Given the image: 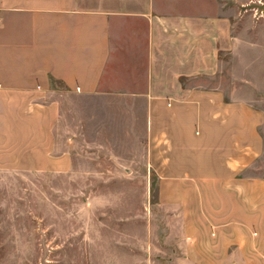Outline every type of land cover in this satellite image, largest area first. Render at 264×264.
Returning a JSON list of instances; mask_svg holds the SVG:
<instances>
[{
  "label": "crops",
  "instance_id": "crops-1",
  "mask_svg": "<svg viewBox=\"0 0 264 264\" xmlns=\"http://www.w3.org/2000/svg\"><path fill=\"white\" fill-rule=\"evenodd\" d=\"M234 24L213 0H0V171L69 175L114 124L193 264H264V110L212 84Z\"/></svg>",
  "mask_w": 264,
  "mask_h": 264
},
{
  "label": "rangeland",
  "instance_id": "rangeland-1",
  "mask_svg": "<svg viewBox=\"0 0 264 264\" xmlns=\"http://www.w3.org/2000/svg\"><path fill=\"white\" fill-rule=\"evenodd\" d=\"M215 3L233 17L236 45L213 88L238 89L264 110V0ZM70 101L64 123L83 115ZM115 127L90 139L79 132L69 175L0 171V264H193L181 221L159 203L157 176L114 147Z\"/></svg>",
  "mask_w": 264,
  "mask_h": 264
}]
</instances>
